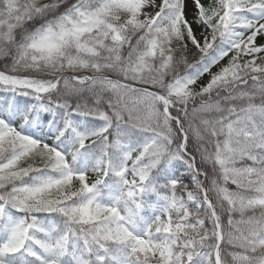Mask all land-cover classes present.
<instances>
[{
  "label": "snow or ice",
  "instance_id": "obj_1",
  "mask_svg": "<svg viewBox=\"0 0 264 264\" xmlns=\"http://www.w3.org/2000/svg\"><path fill=\"white\" fill-rule=\"evenodd\" d=\"M0 264H264V0H0Z\"/></svg>",
  "mask_w": 264,
  "mask_h": 264
}]
</instances>
